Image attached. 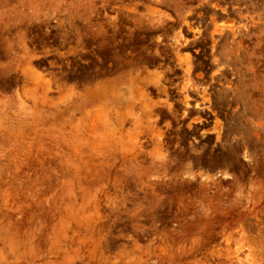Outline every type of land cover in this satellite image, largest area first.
Returning a JSON list of instances; mask_svg holds the SVG:
<instances>
[{
  "label": "rangeland",
  "instance_id": "rangeland-1",
  "mask_svg": "<svg viewBox=\"0 0 264 264\" xmlns=\"http://www.w3.org/2000/svg\"><path fill=\"white\" fill-rule=\"evenodd\" d=\"M0 264H264V0H0Z\"/></svg>",
  "mask_w": 264,
  "mask_h": 264
},
{
  "label": "flooded vegetation",
  "instance_id": "flooded-vegetation-1",
  "mask_svg": "<svg viewBox=\"0 0 264 264\" xmlns=\"http://www.w3.org/2000/svg\"><path fill=\"white\" fill-rule=\"evenodd\" d=\"M185 71L180 67L174 68L169 71V76H167L164 83L159 87H154L152 93L155 95H164L168 99L171 98L174 100L177 96H180L182 92L181 79L185 76ZM207 122V120H205Z\"/></svg>",
  "mask_w": 264,
  "mask_h": 264
},
{
  "label": "bare ground",
  "instance_id": "bare-ground-1",
  "mask_svg": "<svg viewBox=\"0 0 264 264\" xmlns=\"http://www.w3.org/2000/svg\"><path fill=\"white\" fill-rule=\"evenodd\" d=\"M168 18L170 19V17H168ZM179 36L183 37V35H182L181 32H180ZM184 59H186V60L190 63L192 57H191L190 54H186V55L184 56ZM190 69H191V68H189V69L187 70L188 73L190 72ZM155 81H156L157 83H158L159 81H161V78H160L159 75H158V77L156 78ZM141 95H142V94H141ZM142 97L146 99V97L148 98L149 96H148V94H144V93H143ZM186 99H188V96H186ZM153 106H154V105H151V106H148V105H147L146 108H147V111H148L149 113L152 112V108H153ZM187 106H188V103H187ZM150 120H151V119H150ZM158 137L161 138L162 135H159ZM159 138H158V139H159Z\"/></svg>",
  "mask_w": 264,
  "mask_h": 264
}]
</instances>
